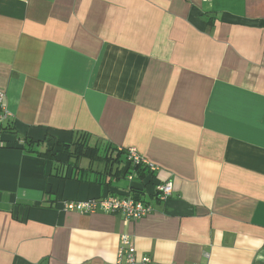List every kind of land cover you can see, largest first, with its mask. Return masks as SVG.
<instances>
[{"label": "crops", "instance_id": "obj_1", "mask_svg": "<svg viewBox=\"0 0 264 264\" xmlns=\"http://www.w3.org/2000/svg\"><path fill=\"white\" fill-rule=\"evenodd\" d=\"M0 92V264H116L122 234L157 264H264V0H0ZM80 132L158 170L74 169ZM106 195L154 212L63 209Z\"/></svg>", "mask_w": 264, "mask_h": 264}, {"label": "built area", "instance_id": "obj_2", "mask_svg": "<svg viewBox=\"0 0 264 264\" xmlns=\"http://www.w3.org/2000/svg\"><path fill=\"white\" fill-rule=\"evenodd\" d=\"M0 108L3 114L0 116V122L8 120L9 115L4 103V94L0 92ZM128 162L135 165H143L152 173L158 170V167L148 161L134 148L128 150ZM138 175H131L129 179L133 181ZM157 194L161 201H167L174 192V184L170 181L160 183L157 186ZM64 211L76 212L81 215H91L98 212L120 213L127 220H142L154 212V207L142 200L130 196L106 195L101 198H90L87 200L64 201L62 202ZM116 264H157L152 258L144 256L138 258L132 244V237L129 234H122L120 238V247L118 260Z\"/></svg>", "mask_w": 264, "mask_h": 264}, {"label": "trees", "instance_id": "obj_3", "mask_svg": "<svg viewBox=\"0 0 264 264\" xmlns=\"http://www.w3.org/2000/svg\"><path fill=\"white\" fill-rule=\"evenodd\" d=\"M0 112L2 113L1 108H0ZM6 121H7L6 123L0 122V131L3 133H10L13 135H17L19 137L14 121L9 119ZM23 139L24 142L22 148L25 151L29 153H35L38 155L50 157L51 150L47 148L44 149L42 147L43 146L45 147L46 142L53 141V138L47 136L46 139L42 141H34L29 137H24ZM90 139H91L90 134L80 132L73 135V139L70 144H61V147L65 148L66 151H69L68 154H69L70 162L67 164L68 166H71L74 169L78 166L75 162L72 161L73 158L75 159L88 158L91 163L96 161H102L104 163V166L110 169L111 172H113L114 169L117 170L116 172H118L120 168L127 161V164L130 166L133 165L135 169L139 173H141L142 176H144L146 172H148V174L150 173L152 174V172L143 165L140 164L135 165L132 163L130 164V162H128L127 160L128 151L120 150L117 147L113 146L112 144H107L104 146L99 144L91 145ZM73 178L76 177L73 176Z\"/></svg>", "mask_w": 264, "mask_h": 264}, {"label": "rangeland", "instance_id": "obj_4", "mask_svg": "<svg viewBox=\"0 0 264 264\" xmlns=\"http://www.w3.org/2000/svg\"><path fill=\"white\" fill-rule=\"evenodd\" d=\"M44 149H45V147H44ZM86 163H87V161H86V160H84V161H83V164H86Z\"/></svg>", "mask_w": 264, "mask_h": 264}]
</instances>
